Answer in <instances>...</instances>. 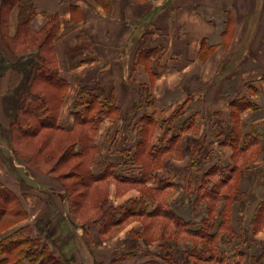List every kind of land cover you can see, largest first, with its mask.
I'll return each mask as SVG.
<instances>
[{"label":"crops","instance_id":"crops-1","mask_svg":"<svg viewBox=\"0 0 264 264\" xmlns=\"http://www.w3.org/2000/svg\"><path fill=\"white\" fill-rule=\"evenodd\" d=\"M2 1L0 182L19 197L26 210L23 221L8 232L35 223L38 218L66 216L69 203L63 196L64 188L57 193L51 179L34 175L26 161L16 158L12 148L11 130L2 105L5 103L10 113L15 114L14 107L22 102L29 83L27 72L31 67L27 63L34 61L33 54L38 51L36 48L17 52L13 46L10 48L11 41L19 35L21 9L19 5L12 7L2 29ZM29 1L34 8L28 25L30 32L38 33L50 23L55 32L51 65L65 81L60 125L65 129L74 127V103L82 90L88 100L93 96L100 101L112 98L117 111L103 119L94 137L97 149L90 161L91 174L97 177L108 171L100 181L111 178L119 185L139 186L122 196H126L125 200H112L110 204L116 207L132 199L140 200L153 189L155 205L161 204V209L153 213L150 204L142 215L170 219L176 227L175 235L194 239L184 244L193 264L196 256L191 248L203 247L204 238L189 232V222H194L192 226L196 228L207 226L203 219L209 217L208 203L206 213L197 206L209 198L205 196V200L196 204L198 190H195L194 203L179 202L183 194L171 201L167 188L175 184L172 179L178 175L182 178L184 196L191 191L187 165L194 147L202 148L204 154L211 153L205 165L218 168L210 175L212 180L215 174L220 177L221 169L236 165L235 154L247 152L262 158L244 169L264 168V0ZM178 110L177 119L171 123ZM146 121L148 130L144 134ZM235 126L240 133L237 149L224 143ZM144 135L148 142L145 151L156 148L161 153L154 158L159 165L147 179L143 164L133 159ZM246 135L255 142L243 148ZM241 166L243 161L238 167ZM206 170H201L199 176ZM258 180L261 182L250 179L249 188L240 189L246 190L250 200L264 198V190H257L258 185H264V179ZM199 213L200 219H195ZM215 213L219 220V212ZM248 214L245 210L246 222L242 223L233 208L234 231L247 232L253 242H263L264 228L253 232L252 216ZM66 221L72 225L69 219ZM218 226L217 222L212 231ZM135 228L136 232L144 231V227ZM72 230L74 243L79 245L99 240L102 226L90 221ZM132 239L136 246L129 249H120L119 245L110 252L98 251L91 245L90 248L99 264H111L122 255L129 256L123 264H166L165 254L172 253L180 260L177 254L180 243L176 238L158 246L147 243L142 247L140 237ZM216 240L221 242L220 238ZM76 261H81L79 255Z\"/></svg>","mask_w":264,"mask_h":264},{"label":"trees","instance_id":"trees-1","mask_svg":"<svg viewBox=\"0 0 264 264\" xmlns=\"http://www.w3.org/2000/svg\"><path fill=\"white\" fill-rule=\"evenodd\" d=\"M25 3L26 1L24 2V0H3L2 11H4L6 7L10 8V11L14 5L20 6L21 14L26 10L24 17L25 21H20L19 31L24 28L29 32L28 25L34 14V8L30 1L26 3V7ZM44 30H46L45 27ZM44 30L42 29V31L35 33L40 35L44 34L42 40L33 41L24 49L25 52H29L37 48L38 52L33 54L34 61H28L27 63L31 67L27 72V82L29 81L26 88L27 91H25L26 93L22 102L14 107L15 114L9 121L12 140L14 141L18 137H31L35 134L34 131L37 128H51L62 132L75 131V129H78L80 130V134L75 135L71 140L69 146L70 153L73 157H86V162L89 164L97 149L94 143V137L98 132L100 123L105 117L113 115V112L117 111V107L112 98L106 101H100L97 97L93 96L88 100L85 95V90H82L74 103V127L71 129H65L60 125L59 114L65 81L58 76L57 70L51 65L54 62L51 48V41L55 34L54 29L51 28L47 31ZM10 48L12 49L13 47L10 46ZM51 89L55 90L54 94L48 93ZM179 111L180 110L172 115L171 123L177 119ZM147 125L148 122L146 121L143 129L144 134H146L148 130ZM236 126L233 128L232 134L228 135L224 142L233 146L235 149H237L240 139V133ZM254 142L253 137L246 135L243 148H247ZM147 143V135H144L139 143L140 148H138L133 155L134 162H141L143 164L146 174L144 179L152 177V172L159 165L156 159L158 155L161 154L156 148H151L147 153L145 151ZM37 152H40V150ZM202 152V148L194 147V150L192 151V159L187 165V182L189 187H191V191H193V186L198 190L195 203H201L205 200L203 198L205 196H208L209 198V200H207L209 217L203 219V222L208 227L196 228L192 226L194 222H189L191 225V227H189V232L204 238V246L194 249L200 254L199 257H196L193 264L208 263L203 262L202 259H208L209 262L213 260L217 264H263L264 241L253 242V239L248 236L247 232L234 231L232 227L234 202H240L237 209L238 216L240 217L245 211V204L243 202H246L248 198L246 190H240L238 179H234L238 170L235 169V166L221 169L222 174L219 179L216 178L212 180L210 175L214 174L213 172H216L218 168L216 166L206 168L205 164L207 163V159L210 158L211 153L204 154ZM14 153L18 155L15 150ZM43 154L39 155L43 156L44 161L49 163L52 160V156L49 153ZM154 158L156 159L154 160ZM204 168L207 170L202 176H199V172ZM108 173L109 172L106 171L103 175L94 177L91 174L89 166L88 170L82 173V177L85 179L87 186L89 183L95 181V179L99 180L104 178ZM260 173H264V171ZM254 174L255 171L242 168L240 177L249 176L250 179H254ZM64 190L65 194L63 196L69 203V212L71 214L72 200L70 193L72 192L68 187H64ZM154 193V190L150 189L146 197L143 196L140 200L132 199L127 204L117 207L109 204L108 200L104 199L101 205L108 206L104 213H102L95 222L101 226L106 222L117 224V222L121 221L124 216L146 212L150 204H152L153 207L152 212L156 213L161 209L162 205H155L156 199ZM221 202H224V204L221 209H219L218 206ZM216 211H218L221 216L219 220H217L218 218L216 219ZM3 213L10 214V216L20 217V219L26 217V210L19 197L0 182V215ZM172 215L171 211H169V216L171 218ZM71 217L76 223L72 214ZM43 220L45 224L43 223ZM50 221L47 217L38 218L35 223L26 224L16 230L8 232H6L7 229L0 230V234L6 232V234L0 238V264H70L64 259L59 250L55 248L53 242H51L56 238L54 235L55 229L49 227V223H52L53 220ZM39 222L44 226L42 229L37 227L40 230L35 231ZM217 222L219 225L218 228L215 231H212ZM251 224L253 225V232L255 233L257 230L264 228V198L257 204L252 215ZM45 226L47 227L46 229ZM48 228H50V230ZM223 229L226 231L224 232ZM43 232H46L47 235H44ZM217 238H220L221 240L224 239V243L228 242L232 247H230V249L222 248L221 250L219 242L216 240ZM205 253L208 254L207 257H204L206 255ZM149 254L152 253L150 252ZM169 255L170 254H165L163 258L166 264H183L175 254L172 253L171 256ZM128 257L129 256L127 255L119 256L111 264H123L122 262ZM12 259L14 261L10 263ZM146 264L163 263L150 262Z\"/></svg>","mask_w":264,"mask_h":264},{"label":"rangeland","instance_id":"rangeland-1","mask_svg":"<svg viewBox=\"0 0 264 264\" xmlns=\"http://www.w3.org/2000/svg\"><path fill=\"white\" fill-rule=\"evenodd\" d=\"M28 1V0H24ZM8 7H6L1 15L2 20V29H5V24L7 20V13L9 12ZM26 10H24L21 14L22 21H25ZM52 27L51 23L47 25L46 30H49ZM44 38V34H35L33 32H27L24 28L19 31L18 38L16 40L11 41V46L18 52L21 49H25L31 42L42 40ZM54 89H51L48 93L54 94ZM2 110L6 117V124L12 119V115L10 113L9 107L5 106V103L2 105ZM10 127V126H9ZM35 134L31 137H18L14 141L12 140V148L13 151L18 153L15 154L18 160L26 161L30 168L33 171V174L36 176H40L43 178L48 177L51 179L53 184V189L57 192V190L62 189L64 187H68L72 193L71 195V203H72V216L77 221L76 223L72 222V218L69 212H66V216L59 214L54 216L53 218L49 217V221L53 220L52 223H49V227L55 229V240L53 242L55 248L59 250L70 264H99L95 260V256L91 251L90 245L93 246L98 251H106L110 252L114 247L119 245L120 249H127L135 247L136 242L134 237H140L138 240L139 245L142 247L144 244L156 245L160 244L163 241H172L173 238L178 239L180 243L178 248V257L181 262L184 264H192L193 259L187 257V252L184 250V244L187 241H193L194 239H189L186 236L175 235L177 232H174L175 225H172V220L167 218H159L156 219L154 217H145L142 214H133L131 216H124V218L117 222V224H110V222H106L102 224V231L100 233L99 240L90 241V243L85 242L79 245L74 243V232L72 230L78 228L80 224H86L90 221H95L98 217L104 213L106 207L108 205H101L104 199L108 200L109 204L112 200L119 199L120 201L125 200L126 196L122 198L124 195L131 194L133 191L138 190L139 186L130 185H119L115 179H103L99 180L96 183L93 181L86 186L85 179L82 177V173L88 170V167L91 163L87 164L86 157H73L70 153V142L75 135L80 134V130L75 129V131L62 132L59 130L51 129V128H37ZM40 150V152H37ZM247 151V150H246ZM49 153L52 156V160L47 163L44 161L43 156L39 154ZM44 155V154H43ZM243 155L242 159L240 156ZM247 152L245 154L240 153V156L235 154L234 160L236 161L235 169L238 170L235 175V180L238 179L240 189H248L250 186V177L243 176L240 177L241 169L244 166H249L254 164L255 160L261 161L262 158L257 154L249 155ZM16 159V160H17ZM17 160V161H18ZM48 160V159H45ZM240 161H243V166L239 167ZM14 164V163H13ZM249 170L255 171L253 178L257 181L263 178L264 173H260L264 171V168H250ZM215 179L219 177L218 174H215ZM173 178V177H172ZM97 180V179H95ZM173 186H169L167 188L169 200H173L174 196L178 195V197L183 194V197L180 198L179 202L187 201L188 203H194L195 199V190L196 187H192L193 191L187 192L184 196L183 188L181 186L182 178L180 176H176L172 179ZM261 182V181H260ZM59 183V184H58ZM253 185V184H251ZM256 185V184H254ZM257 190L259 192L264 190V185H258ZM59 193V192H57ZM260 197L257 199L250 200L247 198L246 202H243L245 205V210L249 211V217L252 216L253 210H255L257 204L259 203ZM179 200V199H178ZM170 201V202H171ZM207 201H204L202 204H199L197 207L199 210L203 212H207ZM168 203V202H167ZM240 202H234V210L238 209ZM224 202H221L218 206L221 209ZM218 209V210H219ZM57 212V211H56ZM199 215V216H198ZM195 219H200V213ZM246 217L240 216V220L246 222ZM219 218L221 216L219 215ZM66 219L72 223V227L69 223H67ZM23 219L20 217L10 216V214H1L0 215V230L10 229L20 222ZM51 222V221H50ZM79 222V223H78ZM43 223L45 224L44 220ZM78 223V224H77ZM35 231H39L44 226L40 222L37 224ZM135 226L144 227V231L136 232ZM38 227V228H37ZM47 227L45 226V229ZM50 230V228H48ZM49 233V232H48ZM45 235L46 232H43ZM47 235V234H46ZM50 236V235H48ZM179 236V237H175ZM137 241V240H136ZM79 242V241H78ZM137 242V243H138ZM237 243V242H236ZM187 245V244H186ZM219 247L225 249H230L232 245L228 242L224 243V239L219 242ZM128 248V249H129ZM190 250H188L189 253ZM192 255L195 257H199V254L191 248ZM204 257H207L208 254ZM80 256L81 261L77 263L76 257ZM13 259L10 261L12 263ZM195 261V260H194ZM206 264H217L215 261H207Z\"/></svg>","mask_w":264,"mask_h":264}]
</instances>
